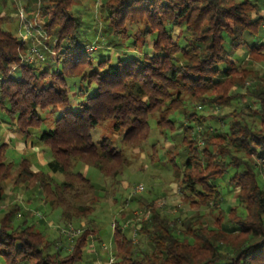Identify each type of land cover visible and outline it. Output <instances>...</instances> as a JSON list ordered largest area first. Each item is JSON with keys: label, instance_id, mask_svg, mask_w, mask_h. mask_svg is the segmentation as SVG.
<instances>
[{"label": "trees", "instance_id": "1", "mask_svg": "<svg viewBox=\"0 0 264 264\" xmlns=\"http://www.w3.org/2000/svg\"><path fill=\"white\" fill-rule=\"evenodd\" d=\"M39 1L34 17L43 21L45 41L36 46L33 35L23 40L5 30L0 14V109L24 136L55 117L52 128L37 134L31 147H46L48 172L63 179L33 171L26 159L10 178L13 163L2 143L0 202L5 198L2 182L9 180L12 188L35 184L42 204L60 210L67 246L60 236L49 241L28 224L23 215L30 210L22 199L12 198L0 218V264H81L83 251L95 248L94 241L96 252L102 249L91 220L98 190L78 166L121 183L131 164L111 138L93 141L92 131L105 123L114 134L124 131V150L140 151L151 143L155 153L157 138L171 140L180 128L184 156L178 164L171 154L166 165L179 183L183 203L218 206L223 201L218 181L223 180L229 191L236 190L238 204L225 215L218 207L227 229H211L203 224L204 215L179 223L151 201L146 218L136 219L128 234L119 223L112 224L109 264H264V185L258 180L264 161V76L250 69L264 61V43L245 39L260 33L263 38L258 0H98L108 31L128 43L119 54H109L108 45L98 51L80 42L82 21L72 13L73 0ZM32 47L42 59L27 62ZM239 50H247L243 61L235 56ZM45 52L54 66L41 65ZM234 89L244 90L254 107L234 109L226 130L212 129L207 122L217 117L199 114L190 105L231 108L239 95ZM226 118L216 120L224 126ZM152 120L157 138L150 142ZM191 123L202 130L195 135ZM231 169L234 173L225 177ZM15 216L23 221L14 225ZM69 227L78 234L68 237ZM133 235L139 240L133 242ZM141 241L149 248H142Z\"/></svg>", "mask_w": 264, "mask_h": 264}, {"label": "rangeland", "instance_id": "2", "mask_svg": "<svg viewBox=\"0 0 264 264\" xmlns=\"http://www.w3.org/2000/svg\"><path fill=\"white\" fill-rule=\"evenodd\" d=\"M31 2L32 3H29V0H0V14L4 15L3 28L18 38L24 37V34L26 33L24 26L29 22L33 28L31 30V34H33L34 38L32 43L36 46L41 40L43 42L45 41L42 36L43 34L36 31L38 30V26H42L43 21L41 22V20L34 17L35 9L38 7L40 1L32 0ZM258 2L261 5V10L264 11V0H258ZM101 7V1L98 0H73L72 13L82 21L80 42L84 46H89V48L90 45L93 49L96 46L98 47V51L101 49H104L105 51L109 46V54L125 52V50H127V41L124 42L108 31L107 23H103L100 17V14H103ZM20 8L25 14L27 21H22L18 17L17 14ZM249 37L248 35L245 36V39L248 42ZM261 37L262 33L253 38L252 42L255 43V41H259ZM48 43L52 45L53 38L49 39ZM129 51H131L130 48ZM242 51L245 53L247 52V50ZM45 53L47 54V52ZM96 53V51L93 52V54ZM231 61H233V59H231ZM41 65L43 67H52L55 65L50 53L47 54ZM250 69L256 71L259 76L263 77L264 61L251 65ZM247 85L249 86L250 82H247ZM234 91L239 95L231 108L212 109L206 105L205 107L196 104L190 105L191 107H194L199 114L203 113L205 116L215 115V117H217L216 119H224L227 117L225 121H223L224 126L216 119L214 121L211 119L207 122L212 129L226 130L231 119L229 114L234 109L238 110L247 104L250 106L254 105V103H252L253 100L244 94V90L234 89ZM62 113L63 110H60L57 112L56 116ZM54 120L55 117L48 118L38 129H31V134L29 136H24L19 132L15 121L8 119L4 111L0 109V144H7L8 147L5 155L7 161L13 163L10 178H13L16 174L19 163L23 159H26L31 163L33 171L43 172L50 175L58 182L62 181L63 176L61 174H52L48 172V169L46 168L47 161L51 159L49 150L40 144L31 147V143L36 140L35 136L43 130L52 128ZM249 120H253V117ZM5 121L8 123H5ZM188 125L192 127V133L194 132L195 135L202 130L201 127H197L194 123ZM150 129L151 135L149 141L151 139V141H154V139L157 138V136H155L156 131L154 120L150 122ZM123 132L124 131L115 134L112 133L110 131V123H105L98 129L92 131V137L95 143L99 142L102 138L109 137L113 141V146L117 149L123 150L129 157L131 164L123 172V181L121 183L111 182L109 178L102 176L95 168L81 165L78 166L81 173H83L89 181L95 185L100 198L95 206L93 214L91 215V220L94 221L99 230L97 238L105 244L98 252V254L100 253L99 258L101 262H107L109 255L112 254L113 251L111 248L112 224L119 223L125 227V232L128 234V229L134 224L136 219L140 220L146 218L148 214L145 212L146 205L151 201L155 203L156 207L162 209V211H164L171 219H178L179 223L183 222L185 218L195 221L199 216L204 215L203 224H206L209 228L216 229L220 226L223 229H227L225 217L220 216L219 208L225 210V215L230 208H234L238 204L236 200V190L229 191L226 186V181H218L223 198L222 203L218 206L212 208H191L183 203L182 194L179 190V183L174 178L169 165H166V161L171 154L175 156V160L178 164L179 160L184 156V145L180 142V136L182 133L180 128L171 134V140L165 139L163 143L161 138H157L158 144L155 146L157 149L156 153L154 152V149L151 148V143L146 144L140 151L124 150L121 145ZM20 142L24 148L18 146ZM259 169L261 170V174L258 180L264 185V170L261 168ZM233 173L234 170L231 169L227 171L225 177L227 176L228 178ZM1 185L4 187L3 191L5 198L0 202V207H2L0 208V218L7 212L6 207L7 205H11L12 198L22 199L23 201L21 204L23 208L30 210L28 215H23V218L26 219L28 224H34L35 230L41 232L49 241L56 240L60 236L61 244L64 249H66L67 240L64 235L60 233L64 228V225L59 219L60 210H51L48 206L42 204L35 184L29 183L28 188H26L25 185L12 188L11 182L7 180L2 182ZM140 187H142V190L138 192ZM26 200L31 202L28 207L25 202ZM22 211H24V209ZM237 213L242 214L240 208H237ZM21 221H23L22 218L15 216L13 224H20ZM81 222L82 224H87L88 220L83 219ZM132 240L133 242L138 241L139 236L133 235ZM92 244L97 250V242L94 241ZM141 246L142 248H149V245L144 241H141ZM53 250L54 248L52 247L51 251ZM87 250L88 249L86 248L83 251L81 264L93 263L92 260L94 258L88 256ZM107 264L109 263L107 262Z\"/></svg>", "mask_w": 264, "mask_h": 264}, {"label": "built area", "instance_id": "3", "mask_svg": "<svg viewBox=\"0 0 264 264\" xmlns=\"http://www.w3.org/2000/svg\"><path fill=\"white\" fill-rule=\"evenodd\" d=\"M17 15L20 18V20L27 21L26 20V16L23 13V11L21 10V8L19 9ZM24 27L26 29V33L24 34V37H21L23 40L26 39V36L33 35V34H31V30L33 28L31 27V24L29 22H27V24H25ZM40 29L41 28L38 26V30H36V31H38L39 33H41L40 32L41 31ZM263 39H264V30H263ZM37 59H42V54L38 50H36V47H32V49L30 50V53L28 54V56L25 57V60L27 62H32V61H35ZM261 162L263 164V170H264V161L262 160ZM141 190H142V187H140L138 189V192H140ZM66 234H67L68 237H74L76 234H78V230H73L71 227H69V229L67 230Z\"/></svg>", "mask_w": 264, "mask_h": 264}, {"label": "crops", "instance_id": "4", "mask_svg": "<svg viewBox=\"0 0 264 264\" xmlns=\"http://www.w3.org/2000/svg\"><path fill=\"white\" fill-rule=\"evenodd\" d=\"M32 1V0H31ZM30 0H29V3H32ZM260 16H263L264 17V11H260ZM252 39L253 38H251L250 37V39H249V41H251L250 43H252V44H256V45H258V44H260V43H264V39L261 37L260 38V40L259 41H255V43L254 42H252ZM235 56L237 57V58H239V59H241L242 61L245 59V56H246V53L244 52V51H242V50H239V51H237L236 53H235ZM241 61V62H242ZM4 124V123H3ZM9 136H10V133H9ZM20 144H21V142H20ZM18 145V146H22V148H24V146L21 144V145ZM21 148V149H22ZM103 245H105V244H103ZM87 254H88V256H92V257H96V259L94 260V262L92 263V264H107V262H101V260H100V253L98 254L97 252H96V250H95V248H93V249H88L87 250Z\"/></svg>", "mask_w": 264, "mask_h": 264}]
</instances>
